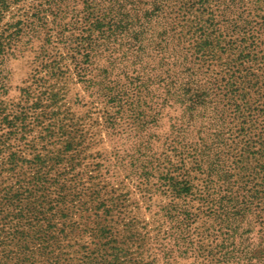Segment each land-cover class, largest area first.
Instances as JSON below:
<instances>
[{
    "label": "rangeland",
    "instance_id": "rangeland-1",
    "mask_svg": "<svg viewBox=\"0 0 264 264\" xmlns=\"http://www.w3.org/2000/svg\"><path fill=\"white\" fill-rule=\"evenodd\" d=\"M113 1L117 0H4L6 8H0L4 46L0 162L9 156L18 161L5 184L13 187L12 193L22 186L31 197L27 221L34 238L28 244V257L38 255L28 263L48 264V257L61 254L90 257L89 264H221L206 250L221 239L216 221L208 218L215 205L208 194L214 188L219 196L223 187L215 185L211 161H198L195 145L179 156L173 153L172 136L177 131L182 135L185 121L181 106L170 103L169 110L159 113L152 142L143 150L144 159L152 160V172L144 178L136 171L142 161H135L129 151L137 138L134 117L107 103L99 88L100 77L91 73L85 83L78 75L83 73L72 56H78L75 48L86 40L91 7H96L94 16L99 17ZM236 1L239 8L231 17L233 26L215 49L219 53L214 61L201 60L197 68L216 84L213 90L223 121V169L234 175L240 230L231 240L232 264H264V0ZM176 2L169 6L174 21L170 36L181 45L186 43V26L193 15L183 19ZM35 6L41 8V24L25 28ZM69 33L73 38L64 37ZM229 45L236 47L229 50ZM229 61L233 69L226 72L224 64ZM92 62L103 64L98 58ZM150 98L142 93L132 102L145 111ZM239 116H249L241 120L248 136L237 134ZM110 120L115 122L118 139L108 126ZM245 143L248 149L243 151ZM42 197L51 201L44 206ZM37 204L44 208L37 212ZM37 213L54 217L34 233ZM181 215L188 220V247L185 253L167 258L164 250L176 244L170 236L172 225ZM80 228L89 233L76 235L74 230ZM0 229V247L5 244L11 250V240H5L6 233L3 239ZM69 231L77 238L71 249L62 247ZM201 232L206 233L200 236Z\"/></svg>",
    "mask_w": 264,
    "mask_h": 264
},
{
    "label": "trees",
    "instance_id": "trees-1",
    "mask_svg": "<svg viewBox=\"0 0 264 264\" xmlns=\"http://www.w3.org/2000/svg\"><path fill=\"white\" fill-rule=\"evenodd\" d=\"M175 1H177L176 5H180L179 10L183 19H188L187 14L193 15L186 26L187 31L184 36L186 43L181 42V45L180 42H174L170 36L174 21L169 6ZM238 5L236 0H190V3L189 0H117L113 1L108 10L105 9L99 17L94 16L96 7L93 6L90 12L92 22L85 30L86 40L81 46L77 44L75 52L78 56H72L75 67L83 73L78 74L82 81L85 83L90 81L91 73L100 77L99 88L107 103L134 117L137 138L130 144L129 151H133L135 161H142L136 171L138 170V174L144 178L152 172V160L144 159L143 150L148 142H152L153 126L159 120V113L169 110L170 103L181 106L185 121L182 123V135L179 131H175L172 136V142L176 144L173 153L179 156L182 151L184 153L185 148L191 150L190 147L195 145L193 148L198 151V161H211V171L217 176L215 185L219 183L223 187V194L219 196L216 195L219 192L214 188L208 194L215 201V205L209 209L208 218L216 221L214 224L218 227L216 230L221 231V239L214 241V245L209 250L204 249L212 255L215 262L221 264L233 263L235 245L231 240L236 235V229L240 230L237 228L234 182L231 180L234 175L233 171L230 173L223 169L224 152L221 150L223 121L222 109L213 90L216 84L209 77H202L197 67L200 66L201 60L214 61L218 52L215 49L223 34L230 31V27L233 26L231 17L238 10ZM0 8H6L4 0H0ZM41 14V8L35 6L25 28L29 25L39 26ZM63 32L65 34L66 30H62L61 33ZM64 37L73 38L71 33L68 37ZM235 47L229 45V50ZM3 50L4 46L0 43V66L3 63ZM95 58L101 60L103 64L92 62ZM229 63L230 61L224 64L226 72L233 69L229 68ZM129 71L132 72L130 76H128ZM234 85L233 82L229 83L230 87ZM152 91L156 92L154 96L151 95ZM142 93L151 97V103L146 106L145 111L132 102L135 95ZM228 93L232 92L228 90ZM235 108L239 109L238 106ZM239 117L237 134L241 136L240 132H243V136H248L249 131L244 127L245 122L241 120H246L245 118L249 116ZM108 126L115 130L113 136L118 139V130L114 129L115 122L108 121ZM185 133L189 136H185ZM193 136L196 139L194 143L191 142ZM238 143L235 142L234 149H237ZM246 144L249 143L243 144L241 150L248 149ZM178 145L180 146L177 147ZM228 160L226 159V162ZM17 166L18 161H15L13 156L0 162V227L3 230V239L6 233L5 240L12 242L11 250L5 249V244L0 247V264H11L12 261L13 264H30L28 261L37 258L38 255L37 253L36 257L34 255L28 257L30 252L28 244L32 243L34 238L30 236L31 229L29 230L27 221L32 211L29 192L19 186L18 193H12L13 187L5 184L6 175L13 172ZM47 193L50 195L48 191ZM42 198L44 206L51 201ZM62 199L63 197H59L61 203ZM25 202L27 206H24ZM44 206L37 204V212ZM49 211L51 208L44 210L45 213ZM50 214L45 216L37 213L36 219L39 221L36 226L37 231L34 233L42 231L41 227L51 221L54 216ZM50 226L47 224V227ZM188 226L185 215H181L172 225L170 236L176 244L166 249V252L164 250L165 257L169 258L173 253L179 255L186 252ZM71 231L64 235L67 241L62 247L67 249H71L72 245L76 244L77 238L71 234ZM74 231L78 236L89 233L81 228ZM62 233H64L63 229ZM205 233L201 232L200 236H204ZM91 261L92 258L87 256L77 258L61 254L46 259L48 264H89Z\"/></svg>",
    "mask_w": 264,
    "mask_h": 264
}]
</instances>
